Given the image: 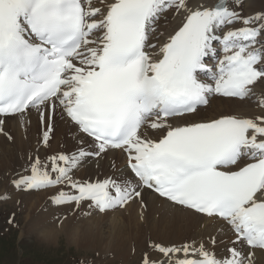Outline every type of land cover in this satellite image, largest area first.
<instances>
[{
	"label": "snow or ice",
	"instance_id": "1",
	"mask_svg": "<svg viewBox=\"0 0 264 264\" xmlns=\"http://www.w3.org/2000/svg\"><path fill=\"white\" fill-rule=\"evenodd\" d=\"M244 6L245 0H0V133L12 140L2 118L27 123L35 110L48 145L60 106L96 149L54 155L50 170L36 157L16 189L55 188L54 204L88 202L101 213L137 198L146 206L145 198L157 194L173 208L220 218L235 239L222 256L209 247L215 237L207 244L153 242L165 259L145 253L142 264H255V250L264 251V114L175 123L199 115L213 96L251 99L254 86L264 84V13L245 16ZM169 10L183 22L158 46L152 37ZM259 106L264 110V99ZM148 129L163 131L153 138ZM110 149L126 154L135 183L74 179L87 157Z\"/></svg>",
	"mask_w": 264,
	"mask_h": 264
},
{
	"label": "bare ground",
	"instance_id": "2",
	"mask_svg": "<svg viewBox=\"0 0 264 264\" xmlns=\"http://www.w3.org/2000/svg\"><path fill=\"white\" fill-rule=\"evenodd\" d=\"M107 2L108 0H105V3ZM206 2L212 5L216 0H206ZM92 3L100 6V0H92ZM263 6L260 0H245L243 15L253 16L264 13V9L261 8ZM182 22V16L175 15L173 10H169L156 24L152 43L160 46L167 42L170 35L178 30ZM235 26L240 27L241 25ZM254 92L255 96L244 101L214 98L209 107L199 110V115L194 114L182 119H175V123L182 124L185 120L215 118L221 114H235L240 117L262 115L264 110L259 106V100L264 99V84L258 82L254 86ZM3 129L13 139L9 140L4 134L0 136V154L8 157L25 155V170L30 168L32 160H34L30 152L42 153L43 156L40 160L47 164V155L72 154L81 148L88 150L75 126L64 122L56 124L57 135L49 141L50 152L33 145V142L37 141V137L42 140L43 132L46 130V126L41 123L39 116L34 114L31 115L29 123L16 117L4 119ZM162 131L148 129L147 133L157 138ZM63 138L65 142L62 140ZM52 143H54L53 146H51ZM48 167L50 170L51 166L48 165ZM27 173L29 174V172ZM87 175L90 177L87 178ZM17 176L19 177V175ZM77 176L78 178H75L73 173L74 179L81 181L85 179L94 182L97 179L103 180L106 177H112L127 178L135 183L125 167L122 153L116 151H111L105 159L89 163L84 170L77 173ZM4 186L8 194H12V197L15 196L16 202L23 204L25 200V207L27 205L26 209L30 210L27 224L30 223V230L37 234L43 242L58 243L60 237L64 235L71 246L77 249L101 252L117 262L120 260V264L135 263L138 259L140 262L137 264H142L145 253H148L154 261L165 259L160 253L150 248V244L153 242L163 243L165 246H180L193 241H203L207 244L212 237H215L216 245H209V247L214 253L222 256L226 255L225 249L234 239L224 222L200 216L189 210L173 208L169 202L159 199L155 195L145 198L146 206L138 203L139 198H137L124 208H117L112 212H99L98 216L89 217L85 216V211L81 213L79 210L84 209L85 205L76 208L73 205L58 206L54 204L53 196L57 192L55 188L39 190L37 199H35L33 193L28 191V193L25 192V196L23 193L18 194L14 189L15 186L11 192V182H6ZM60 188L64 191H71L68 187L60 186ZM85 203L87 202L83 204ZM109 214H112V218H108ZM255 252L253 257L255 264H264V251L255 250Z\"/></svg>",
	"mask_w": 264,
	"mask_h": 264
},
{
	"label": "rangeland",
	"instance_id": "3",
	"mask_svg": "<svg viewBox=\"0 0 264 264\" xmlns=\"http://www.w3.org/2000/svg\"><path fill=\"white\" fill-rule=\"evenodd\" d=\"M260 1L264 5V0H260ZM261 8L264 9V6ZM2 134L3 133H0V136H2ZM53 145L54 143L51 144V146ZM51 157H52V154L46 156L47 165L49 166H51V161H49ZM23 167H25V155L21 154L15 157H8V156H3L0 154V185H1L0 187H2V189L0 190H3L5 193H7L6 188L4 186L5 183L11 182L10 181L11 174H13L15 177H17V175L22 174L23 172H19L18 168H23ZM6 173L7 175L9 173L8 177H6ZM25 173L28 175L26 171ZM51 174L55 176V173H51ZM88 177L90 176L87 175V178ZM3 178H4V183H3ZM83 180L85 179H82V181ZM2 183H3V186H2ZM13 186L15 185H12V187L10 186L11 192H13ZM61 186L66 187L65 185H61ZM28 192L33 193V197L37 199V195L39 194L40 191H28ZM23 194L25 196V193ZM7 203L8 202H5V204ZM10 203H13L16 208H20V209L13 208V209L7 210L5 209V207H9V206L4 205L3 203L0 205V211L3 214L2 217L0 218V231L1 230L3 231L6 228L5 223H4V221L6 220V217H8L10 213H15V215L17 213L18 215L16 216V221L18 220L21 227L18 226L17 228H13L12 230L13 231L16 230L20 232V229H23L25 222H26V229L28 230L29 234H26L25 236L22 235V239L20 238V235H18L19 234L18 232H13V231H10V233L7 232L6 236L4 237L0 235V264H88V261L87 262L85 261L87 259L86 258L84 259L83 257L89 256V255L94 258V260H90V261H96L95 263L93 262L92 264H120L121 263L120 260L118 262L114 261L110 256H106L105 254L101 252H97L95 250L92 251V250H85V249H77L71 246L68 243V240L66 239V237L62 234H61L62 236L60 237V241L58 243L44 242L46 244L42 245L41 243H43V241L38 237L37 234H35L32 230H30V223L27 224V222H29V219L27 218L30 217V210L26 209L27 205L25 207V200L23 204L18 202L19 206H17V202L15 201V196H13ZM87 204L88 202L85 204H82V205H85V207L82 210L79 209L80 212L82 213L85 211L86 212L85 216H89V217L98 216L99 211L89 208ZM112 211L113 210H110L108 212H112ZM108 218H112V214H109ZM17 238L22 240L23 243L25 242L26 243L18 246L16 244ZM33 238H37L41 240L42 242H37L34 240V243L29 244L30 248L27 247L28 246L27 241ZM96 254H98V256H96ZM83 259L84 261H82ZM138 262H140V259L135 261V263L132 262L130 264H137Z\"/></svg>",
	"mask_w": 264,
	"mask_h": 264
}]
</instances>
